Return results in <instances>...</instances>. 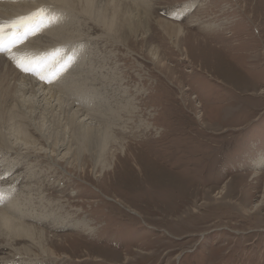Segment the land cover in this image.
<instances>
[{
    "label": "rangeland",
    "instance_id": "1",
    "mask_svg": "<svg viewBox=\"0 0 264 264\" xmlns=\"http://www.w3.org/2000/svg\"><path fill=\"white\" fill-rule=\"evenodd\" d=\"M192 1L152 0L126 45L83 26L112 108L131 103V117L120 112L131 129L98 163L84 147L69 163L0 155V188L31 217L66 221L26 220L52 255L0 232V264H264V167L253 169L264 156V0H200V13L176 14ZM160 18L183 36L168 39ZM196 18L223 29L191 27ZM75 221L93 232L67 228Z\"/></svg>",
    "mask_w": 264,
    "mask_h": 264
},
{
    "label": "bare ground",
    "instance_id": "2",
    "mask_svg": "<svg viewBox=\"0 0 264 264\" xmlns=\"http://www.w3.org/2000/svg\"><path fill=\"white\" fill-rule=\"evenodd\" d=\"M151 1L0 0V26H3L4 34L23 23L39 22L42 27L39 33L24 44L0 55V155L6 156L5 158L13 156L16 162H25L31 156L43 154L51 162L56 160L69 163L70 157L75 154L79 157L81 154L79 150L84 147L92 160L98 163L111 151L110 147L119 144L116 132L126 134V131L131 129L129 125L131 119L126 115L120 116V112L131 117V103L126 100L120 110L117 107L112 108L111 101L117 98L115 93L111 94L110 101L108 95H105L107 92L103 93V80L101 81L103 75L99 73H101L100 69L103 72L104 68H101L98 62L94 65L92 60L89 61L91 52L87 56L86 42H84L90 40L87 36L89 31L84 33L82 28L93 22L97 27L93 26L92 31H97L98 28L104 31L106 37L104 40L107 43L115 41L114 43L121 42L126 45L131 33L147 25ZM185 5L181 10L176 11V14H186L187 10H193V13L197 14L204 3L194 0L190 2L189 7ZM242 13L246 15L245 11ZM14 21L21 23L9 27ZM194 21H190V26H198L200 30L223 29L221 25L224 22L216 25L208 21L206 24L201 23L203 26L200 27V20L196 18L199 22L194 23ZM156 25L170 40L177 41L185 33L181 25L162 18L156 20ZM196 40L201 41L197 38ZM184 41L186 42L185 37ZM14 57L27 60L44 59L47 66L45 74L57 72L63 64H68V67L49 83L37 75L23 71L17 66V59H13ZM153 58L158 60L157 55H153ZM87 60L89 65L86 63ZM78 62L80 67L77 69L75 65ZM110 85L108 84L107 87ZM115 88L112 90L116 91ZM263 167L264 156L254 162L253 169L258 172V169ZM1 189L0 195H8V201L5 202V206H1L3 203L0 205V232L7 235L14 243L18 239L28 240L40 247L42 254L50 255L47 247L39 246L43 232L35 230L26 220L32 218L33 221L41 223L50 220V224L55 227L64 226L66 221L58 222L53 217L51 219L47 212L34 214V211L31 217L29 214L31 209L27 208L29 202L20 201L16 197L13 199V195L9 196L10 189L5 191ZM67 228L93 232L82 221H75L73 226ZM37 232L40 238L38 242L35 238ZM29 248V246L24 248L27 253L31 251Z\"/></svg>",
    "mask_w": 264,
    "mask_h": 264
},
{
    "label": "snow or ice",
    "instance_id": "3",
    "mask_svg": "<svg viewBox=\"0 0 264 264\" xmlns=\"http://www.w3.org/2000/svg\"><path fill=\"white\" fill-rule=\"evenodd\" d=\"M31 19V18H28ZM21 23L20 21H14L9 27H13L16 24ZM5 39H8L7 47H5ZM19 39V36L14 38H8L4 34L3 26H0V53L7 52ZM17 59V58H13ZM27 64V66H25ZM17 66L20 67L23 71L31 72L34 75H37L40 79L46 80L51 83L53 79L57 78L60 73L67 69L68 64H63L57 72H49L45 74L46 64L44 59L41 60H27L26 58L17 59Z\"/></svg>",
    "mask_w": 264,
    "mask_h": 264
}]
</instances>
